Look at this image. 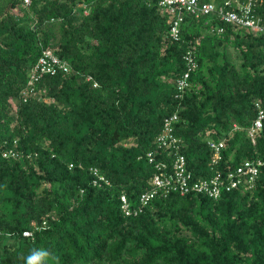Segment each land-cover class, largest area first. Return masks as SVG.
<instances>
[{"label":"trees","instance_id":"trees-1","mask_svg":"<svg viewBox=\"0 0 264 264\" xmlns=\"http://www.w3.org/2000/svg\"><path fill=\"white\" fill-rule=\"evenodd\" d=\"M20 1L0 0V264L34 250L49 253L36 264H264V169L217 199L158 192L137 215L119 207L150 188L155 165L138 156H163L172 113L194 175L211 174L208 139L225 140L218 166L264 159V123L254 142L246 131L264 109V33L186 13L172 40L158 0ZM253 12L264 22V0ZM47 47L71 71L42 75L24 100ZM187 50L196 68L180 93Z\"/></svg>","mask_w":264,"mask_h":264},{"label":"built area","instance_id":"built-area-1","mask_svg":"<svg viewBox=\"0 0 264 264\" xmlns=\"http://www.w3.org/2000/svg\"><path fill=\"white\" fill-rule=\"evenodd\" d=\"M31 0H21V6L29 5ZM82 7L83 4H80ZM158 8L167 17L169 24L168 35L172 40L180 37V23L184 14L194 18L215 17L217 20L228 23L234 27L247 28L251 32L264 33V22L253 12V0H158ZM85 13L87 11H84ZM206 24L211 19H206ZM211 31L221 33L222 27L210 28ZM184 59L188 63L186 71L177 80V90L181 93L190 86V72L196 68L191 50H187ZM71 71L68 62L60 58L51 48L42 49L37 61L29 69V89L23 92L24 100L30 94L35 93L34 83L44 74L67 73ZM90 77H87L89 80ZM96 83H94V86ZM257 115L247 128V135L252 142L259 135L264 123V109L256 102ZM177 114L172 113L163 119L160 131L156 135V144L163 156H158L153 151H147L138 159H145L155 165V172L149 178L150 188L143 191L138 197L137 206L133 207L124 193L119 195V207L126 216L139 214L143 207L158 193L164 195L177 192L180 195L201 194L209 198L217 199L222 192L235 189H251L259 172L264 169V159H245L234 167L218 166L223 160L222 150L225 140L218 141L208 139L207 145L212 151L210 159L209 176H196L187 164L186 157L180 152L181 141L175 135L174 123ZM156 151V152H159ZM3 157L17 156L13 149L4 150ZM72 166V164H70ZM93 174V184L97 186H110V181L97 169L90 168ZM28 235L29 231H24Z\"/></svg>","mask_w":264,"mask_h":264},{"label":"clouds","instance_id":"clouds-1","mask_svg":"<svg viewBox=\"0 0 264 264\" xmlns=\"http://www.w3.org/2000/svg\"><path fill=\"white\" fill-rule=\"evenodd\" d=\"M49 255L44 250H34L28 257H26V264H36L42 257Z\"/></svg>","mask_w":264,"mask_h":264},{"label":"rangeland","instance_id":"rangeland-1","mask_svg":"<svg viewBox=\"0 0 264 264\" xmlns=\"http://www.w3.org/2000/svg\"><path fill=\"white\" fill-rule=\"evenodd\" d=\"M228 51H229V53L231 55H233L235 53L234 49L232 47H228ZM12 104H13V107H15L14 102ZM181 233H183L184 235H188L189 234V232L187 230H185V229H183Z\"/></svg>","mask_w":264,"mask_h":264}]
</instances>
